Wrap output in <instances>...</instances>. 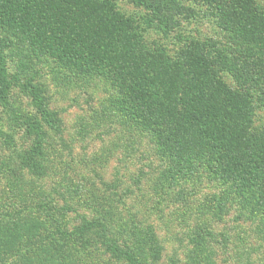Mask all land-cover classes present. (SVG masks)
Instances as JSON below:
<instances>
[{"label":"trees","instance_id":"16d2710c","mask_svg":"<svg viewBox=\"0 0 264 264\" xmlns=\"http://www.w3.org/2000/svg\"><path fill=\"white\" fill-rule=\"evenodd\" d=\"M130 1L148 11L146 27L165 33L192 9L186 3H196L241 43L235 46L237 54L210 39L193 38L172 57L164 45L149 43L146 27L122 12L115 0H0V27L10 33L0 39V107L9 105L11 91L18 85L34 109L24 121L33 137L31 147L22 154L24 166L38 177L46 174L47 128L59 130L60 119L35 76L10 73L5 50L13 44L12 37L58 64L60 73L69 70L66 78L102 77L111 84L117 90L120 111L154 135L160 152L172 162L173 175L191 176L202 164L228 183L234 195L264 214V129L253 127L255 103L264 104V8L257 0ZM220 70L231 73L239 86H229ZM11 137L0 123L3 142L8 144ZM19 205L20 218L10 219L4 231L1 227V258L28 249L36 239L42 241L41 254H51L60 225L49 221L47 210L42 217L25 200ZM1 216L8 219L3 209ZM81 225L79 231L67 235L76 233L75 242L82 247L102 245L126 264H159L162 247L152 227L143 242L148 263L141 247L120 243L111 234L107 221L86 218ZM73 253L69 264H80V255Z\"/></svg>","mask_w":264,"mask_h":264},{"label":"rangeland","instance_id":"374dc122","mask_svg":"<svg viewBox=\"0 0 264 264\" xmlns=\"http://www.w3.org/2000/svg\"><path fill=\"white\" fill-rule=\"evenodd\" d=\"M115 2L146 27V9L130 0ZM257 2L264 8V0ZM186 4L192 9L180 16L172 31L146 27L147 41L164 45L172 57L193 38L210 39L237 54L235 46L241 43L235 37L198 4ZM8 34L0 27V39ZM12 38L13 44L5 50L10 73L35 76L46 90L50 108L58 114L60 128H47L43 157L47 172L38 177L22 159L33 142L24 125L34 113L30 97L15 85L9 105L0 107L1 126L12 136L8 144L0 138V209L9 219L1 216L0 231L1 227L6 230L13 217L20 218L22 199L42 217L47 210L49 221L58 222L61 231L55 232L51 254L42 255V241L36 239L28 249L0 256V264H69L74 251L81 257L80 264H126L102 245L82 247L75 242L76 233L67 235L79 231L86 218L107 221L111 234L120 243L141 247L148 263L143 244L152 227L162 247L159 264H264L261 209L234 195L228 183L202 164L191 176L173 175L172 162L160 152L154 135L120 111L118 93L111 84L102 77L66 78L69 70L60 73L58 64ZM220 75L229 86H239L228 71L220 70ZM253 121L256 130L264 129L260 101L255 103ZM32 196H36L34 204Z\"/></svg>","mask_w":264,"mask_h":264}]
</instances>
